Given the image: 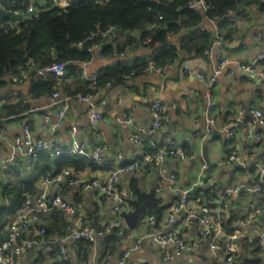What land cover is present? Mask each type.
<instances>
[{
  "label": "crops",
  "instance_id": "obj_1",
  "mask_svg": "<svg viewBox=\"0 0 264 264\" xmlns=\"http://www.w3.org/2000/svg\"><path fill=\"white\" fill-rule=\"evenodd\" d=\"M58 1L63 0H55V7L60 6ZM41 2L44 4L49 0H41ZM206 9L207 6L203 10ZM228 16V20L233 25L228 23L222 27L218 21L206 20L193 29L199 34L208 29L216 36V41L206 56L189 57L184 54L185 59L172 64L168 72L163 75L160 72L148 71L131 76L129 81L116 80L97 98L103 118L95 124L91 120V110L86 103L72 99L60 120V103H54L49 96L31 98L33 78L14 82L12 76L6 74L8 85L0 90V94L4 96V102L0 106V119L7 130L6 136L0 135V203L7 204L10 208L15 200V192L26 181L29 182L30 177L33 176L37 180L41 178H38L39 167L45 164V159H28L13 148L15 139L21 136L26 124L30 125L35 139L47 141L56 134L64 149L73 147L72 129L75 126L77 128L75 138L79 144L90 152L97 148L102 150L104 163L87 167L84 171L75 174L76 177L105 179L112 170L133 161H140L139 169L120 174L117 190L126 193L129 200L142 203L144 201L142 190L149 192L158 185L159 168L152 167L144 158L146 145L133 143L131 138L137 127L150 126L152 116L149 106L159 99L166 104L165 112L169 118V125L167 129L156 133L158 147L166 148L168 141L174 138L185 146L184 149L186 152L188 150L189 156H194L186 160H179L174 156L165 159L166 174L175 173L177 177L166 184L162 193H156L162 210L160 229L165 232L172 228L165 222L166 214L183 192L191 188L195 190L193 194L198 193L192 204L211 199L216 202V205L212 203L216 206L215 209L221 208V210H213L210 217L215 223L220 212L221 223L225 230L222 239L234 238L236 260L232 263L228 262L221 252L214 257L210 240L200 237L198 233L197 222L181 226V234L187 249L179 255L174 254L171 259H164V250L156 244L153 237H150L151 226L146 224V218L152 208L150 207L135 229H130L125 223L122 225L121 231L117 234L119 248L113 256L109 257L104 253L103 237L87 250L83 248L86 247L83 244L68 242L71 256L67 259L60 258L50 250L39 252L26 250L18 255L16 264H118L120 257L118 255L137 242H141V248L131 253L127 264H261L264 262V251L256 253L253 247H247V243L255 241L264 247V238H261L264 237V193L224 192L226 188L236 186L246 188V185L258 181L264 183V177L259 176V167L264 165V126L255 122L248 111L247 117L245 116L242 122L243 125H239L233 140L221 130L223 124L239 117V111L243 108H259L264 112V74L252 75L241 69V64H251L263 52L257 36L260 32H264V15L257 7H253L245 11L230 12ZM24 18L31 17H23L20 22L9 18H5L4 21L9 20L13 26H19ZM225 36L228 38L225 39ZM94 51L97 52V57L89 61L70 63L68 67L65 65L66 75L58 89L62 97L70 95L84 84L85 73L116 74L121 67H133L153 58V53L140 44L130 47L126 56L102 57L99 53L100 48ZM221 59L226 60V64L222 67L218 82L213 89L214 99L220 107L217 114L220 127L212 135L205 136L208 84L206 80H201L197 76V72L205 70L211 74V67L217 65ZM258 68L264 71V61L260 62ZM185 69L192 73H188ZM14 91L28 98L32 108L38 110L31 111L29 108L26 112L13 115L14 111L22 109L25 105L17 96H13ZM43 112L51 115V124L61 121V126L55 129V133L46 128L44 120L38 125ZM130 117L132 121L127 123ZM255 132L260 133L263 138L256 139L253 136ZM248 144L249 153L254 154L252 159L241 157L239 161L222 163L227 159L230 148L234 147L241 154ZM13 156H16L15 160L7 163L6 159ZM57 157L51 155L49 158ZM37 180L35 185L38 184ZM135 184L138 185L139 194L132 192ZM212 188L220 190L221 204L217 197L212 198ZM50 190L52 194L58 191L64 199L69 200L76 209V215L82 216L94 227L105 225L115 214L109 202L111 200L105 199L97 188L85 191L78 185H72L60 189L59 186L51 184ZM28 194L24 196H30ZM130 206L129 201L123 210L131 209ZM52 214L54 212L44 217L47 224L54 223ZM65 214L63 212L64 218ZM12 216L8 215V219L11 220ZM65 223L67 225L61 224L60 231L53 236L66 233L69 228L67 215ZM239 223L240 225L237 226ZM167 251L173 253L171 249Z\"/></svg>",
  "mask_w": 264,
  "mask_h": 264
},
{
  "label": "trees",
  "instance_id": "obj_2",
  "mask_svg": "<svg viewBox=\"0 0 264 264\" xmlns=\"http://www.w3.org/2000/svg\"><path fill=\"white\" fill-rule=\"evenodd\" d=\"M193 1L195 0H108L99 3L97 0H69L66 7H55V0H49L50 3L44 4L41 0H0V7L9 11L23 13L30 8L39 11L36 16L24 18L19 26H13L9 20L0 22V90L8 85L6 74L12 76L17 73L21 67L27 65L30 58L36 60L40 67L60 63L68 67L70 63L86 62L97 57L95 49L88 50L95 44L100 46L97 49L100 48L99 53L102 57L122 56V54L126 56L130 47L140 44L153 53V58L150 60L161 66L182 62L185 59L184 54L189 57H203L216 41V36L208 29L199 34L193 31L194 28L202 25L206 20L218 21L220 26L228 23L233 25L228 20L230 12L245 11L253 7L264 11V0H204L206 10L191 7ZM114 31L116 33H113ZM122 36H124L123 39ZM226 38L228 37L225 36ZM175 39L178 41H174ZM147 64L146 60L133 67H121L116 74L98 72L94 82H90L84 76V84L67 96L87 92L101 93L118 79L129 81L133 75L146 73ZM30 78H33L30 89L31 98L50 97L64 81L63 78L55 75L44 80L37 76L36 72H33ZM107 83L111 85L107 86ZM17 97L25 105L22 109L11 112L13 115L26 112L29 108L34 111L28 98L21 94ZM3 102L4 96L0 94V106ZM2 122L0 119V124ZM155 136L156 134L141 142L146 145L145 155L152 150V143L158 146ZM186 153L190 154L188 150ZM49 157L51 154L44 152L36 158L45 159V164L39 167L38 178H41L37 180L33 176L30 177L29 182L26 181L15 192V200L10 208L7 204L0 203L1 240H3L4 227L15 218L17 209L26 200L27 195L24 196V194L29 193L28 195L34 196L39 193V182L44 177H53L65 169H70L74 173L73 177L76 178L75 174L84 171L87 167L97 165L93 159L79 154H61L55 159ZM36 180L38 184L35 185ZM67 186L72 187L64 181L60 184V189ZM137 190L138 185L135 184L132 192L139 194ZM214 190L211 191L213 199ZM197 194V192L193 194L194 200ZM212 203L214 200L211 199L198 202V204L209 206ZM51 212H54L52 214L54 223L47 224L44 218L47 214L42 216V223L48 237L59 232L61 224L67 225L63 210L54 208L49 213ZM10 214L13 215L11 220L8 219ZM149 214L156 216L159 225L162 210L152 207ZM122 225L114 226L112 232L103 238L106 256H113L118 250L117 234L121 231ZM95 228H103V226ZM78 244L85 245L86 247L83 248L87 250L93 243L81 241ZM247 247H253L256 253L264 251L262 245L256 241L247 243Z\"/></svg>",
  "mask_w": 264,
  "mask_h": 264
},
{
  "label": "built area",
  "instance_id": "obj_3",
  "mask_svg": "<svg viewBox=\"0 0 264 264\" xmlns=\"http://www.w3.org/2000/svg\"><path fill=\"white\" fill-rule=\"evenodd\" d=\"M108 0H97L99 3L106 2ZM69 4V0L58 1V5L66 7ZM193 8L205 9L206 4L204 0H195L191 3ZM30 8L28 11H31ZM264 15V11H262ZM258 40L262 44L263 52L256 58L251 64L243 63L241 64V69L252 75H263L264 71H260L258 66L261 61H264V32H260L257 36ZM220 42V41H219ZM100 47L95 44L89 47L88 50L97 49ZM124 56V54H122ZM148 64L145 68V72L156 71L160 72L162 75L168 72L171 65H157L152 60H147ZM226 64V60H220L219 63L211 67V74L207 73L205 70H198L197 76L201 80H206L208 84L207 90V104H206V127L205 136L212 135L219 126L218 122V111L220 109L217 101L213 96V89L218 82V77L221 73L222 67ZM188 73L192 71L185 69ZM36 72L37 76L44 80H47L51 76H58L64 78L66 75L65 64H54L51 66L40 67L36 60L30 58L27 61L25 67H21L20 70L12 75V80L14 82L27 81L31 74ZM85 78L90 82H94L97 79V73L88 74L85 73ZM111 83H107L110 86ZM95 88V87H94ZM102 93V92H101ZM101 93L87 92L85 94H75L74 96L62 97L59 90L55 91L50 99L54 103H60L61 109L59 110L60 120L64 116L66 110L69 107L70 100L75 99L79 102L86 103L91 110V120L92 122L98 123L103 118V112L100 110V104L97 100ZM20 93L14 91L13 96H18ZM34 111L38 108L33 109ZM149 110L152 116V121L148 127H137L136 132L132 135V142L138 145L145 138H152L158 131L167 129L169 125V118L165 112L166 104L162 100H156L149 106ZM251 113V117L254 118L255 122L259 125L264 126V112L259 108H249L241 109L239 111V117L234 120L228 121L221 126V130L225 131L228 138L233 140L236 135V130L239 125H243V120L245 116L247 117V112ZM42 118L44 120L46 128L48 130H53L61 126V121L58 123L51 124V115L48 112L42 113ZM132 121V117L127 119V123ZM77 128L74 126L72 129L73 136V147L70 149H64L60 143L57 135L55 134L50 140L44 141L40 139H35L33 137L32 129L30 125L26 124L23 127L21 136L15 139L13 148L18 153H21L28 159H36L41 153L49 152L51 155L59 156L63 153H73L81 154L90 159H93L99 164L104 163V158L102 156V150L97 148L93 151H88L83 145L76 141L75 135ZM0 135L6 136L7 130L3 124H0ZM256 139H262L260 133L255 132L253 135ZM264 143V142H263ZM152 150L145 155L146 161L151 164L152 167L158 166V172L160 177L157 181L156 193L163 192L165 186L168 182L176 179L177 175L171 173L166 174V169L164 168L165 159L168 156L177 157L179 160H186L188 158H194L193 155H188L177 139H170L166 148H160L153 144ZM249 144L244 151V153H239L234 147L230 148L227 159L222 163L232 162L234 160H240L243 158L254 157V154L249 153ZM249 153V154H248ZM242 155V156H241ZM16 156L6 159L7 163H11L15 160ZM141 166L140 162L133 161L130 162L116 170H112L105 179H85L82 177L74 178V173L70 169H65L62 173L53 177H44L39 182L40 191L34 196H28L24 201L23 205L19 208L16 217L10 223L4 227L3 240L0 241V264H16L18 255L26 250H35L36 252L42 250H50L59 255L60 258L67 259L71 256L67 243L72 241L75 243H80L81 241H89L93 244H97L100 238L105 237L107 234L112 232L114 226H120L124 224V219L122 216V211L127 202V194L117 190V183L120 179V174L122 172H132ZM259 176L264 177V165L259 167ZM68 182L70 185H78L82 190H91L97 188L100 190L105 199L109 201L114 210V215L112 219L103 228H95L91 223L87 222L82 216H77V212L73 204L63 198V196L56 192L52 194L50 190V185L55 184L60 187L62 182ZM264 181V180H263ZM247 191L250 193H264V183L258 181L257 183H252L243 186H236L231 188H226L225 193L230 194L233 192ZM214 195L222 203V198L220 197V190H214ZM193 202V190L187 189L183 192L179 200L172 204L168 213L166 214L165 222L171 225L172 228L162 232L160 229V224H157L156 216L149 214L146 218V224L151 226L150 237H153L156 244L162 248L165 252L164 259H171L174 254H181L187 249V245L181 234V226L189 224L191 222H197L199 224L198 233L202 238H208L210 240V247L215 255L218 252L224 254L225 259L232 263L236 260V246L234 243V238L228 240H223L222 236L225 234L224 227L221 223L220 212L217 222L213 223L211 219V213L213 210H221V208H216V202L210 206L207 204H198ZM57 208L63 210L69 221V228L64 234H59L56 236H47V230L42 223L41 216L48 214L52 209ZM77 216V217H76ZM0 226H1V216H0ZM264 246V239H263ZM141 248V242H137L131 248L125 250L118 256V264H127L128 258L134 250ZM168 249L173 250V253H168ZM264 250V247H263ZM110 257V255H109ZM261 264H264L261 263Z\"/></svg>",
  "mask_w": 264,
  "mask_h": 264
},
{
  "label": "water",
  "instance_id": "obj_4",
  "mask_svg": "<svg viewBox=\"0 0 264 264\" xmlns=\"http://www.w3.org/2000/svg\"><path fill=\"white\" fill-rule=\"evenodd\" d=\"M38 11L36 9H32L31 11H27L22 14H17L12 11H5L4 9L0 8V21H4L5 18L13 19L18 22L21 21L23 17H32L36 16ZM43 123V118L41 117L38 121V125ZM206 150V148H205ZM195 190H193L194 192ZM142 195L144 197V201L142 203L136 202L134 200L131 203L130 201V208L127 210L122 211V216L124 219V223L130 228L135 229L138 225L139 221L142 219L144 214L148 211L150 207H154L155 209H160L161 205L158 202V199L156 197V187H154L151 191L145 192L142 190ZM240 223L237 225L239 226ZM229 232V230H228ZM227 232V233H228ZM264 238V237H261Z\"/></svg>",
  "mask_w": 264,
  "mask_h": 264
},
{
  "label": "clouds",
  "instance_id": "obj_5",
  "mask_svg": "<svg viewBox=\"0 0 264 264\" xmlns=\"http://www.w3.org/2000/svg\"><path fill=\"white\" fill-rule=\"evenodd\" d=\"M79 155H81V154H79ZM130 201V200H129ZM143 218H144V216L142 217V219L141 220H143Z\"/></svg>",
  "mask_w": 264,
  "mask_h": 264
}]
</instances>
